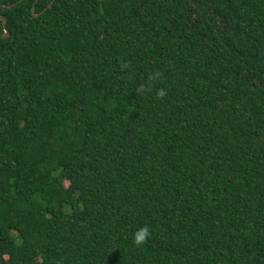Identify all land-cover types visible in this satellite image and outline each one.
Returning a JSON list of instances; mask_svg holds the SVG:
<instances>
[{
	"label": "trees",
	"instance_id": "trees-1",
	"mask_svg": "<svg viewBox=\"0 0 264 264\" xmlns=\"http://www.w3.org/2000/svg\"><path fill=\"white\" fill-rule=\"evenodd\" d=\"M20 1L0 264H264V0Z\"/></svg>",
	"mask_w": 264,
	"mask_h": 264
},
{
	"label": "water",
	"instance_id": "water-1",
	"mask_svg": "<svg viewBox=\"0 0 264 264\" xmlns=\"http://www.w3.org/2000/svg\"><path fill=\"white\" fill-rule=\"evenodd\" d=\"M21 1H24V0H21ZM20 1V2H21ZM17 3H15V4H13V5H11V6H14V5H16ZM52 5V4H51ZM50 5V6H51ZM49 6V7H50ZM3 8H5V7H10V6H2ZM32 11H33V15H34V17H37L38 15H36V14H34V6H33V8H32ZM0 21H2L3 22V29H4V34L3 35H1L0 36V38H2V39H7L8 37H9V32H8V30H7V28H6V19L4 18V17H0Z\"/></svg>",
	"mask_w": 264,
	"mask_h": 264
},
{
	"label": "clouds",
	"instance_id": "clouds-1",
	"mask_svg": "<svg viewBox=\"0 0 264 264\" xmlns=\"http://www.w3.org/2000/svg\"><path fill=\"white\" fill-rule=\"evenodd\" d=\"M160 95H163V93H160ZM147 235H148V230L146 227L140 229V231L136 233V242L142 243L144 239L147 237Z\"/></svg>",
	"mask_w": 264,
	"mask_h": 264
}]
</instances>
